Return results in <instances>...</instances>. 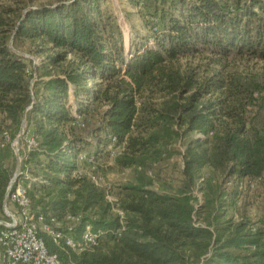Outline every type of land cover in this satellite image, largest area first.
Returning <instances> with one entry per match:
<instances>
[{
	"label": "trees",
	"instance_id": "1",
	"mask_svg": "<svg viewBox=\"0 0 264 264\" xmlns=\"http://www.w3.org/2000/svg\"><path fill=\"white\" fill-rule=\"evenodd\" d=\"M118 1L128 40L114 0H0V221L27 111L12 190L106 233L81 254L41 233L62 264H264V0Z\"/></svg>",
	"mask_w": 264,
	"mask_h": 264
},
{
	"label": "built area",
	"instance_id": "2",
	"mask_svg": "<svg viewBox=\"0 0 264 264\" xmlns=\"http://www.w3.org/2000/svg\"><path fill=\"white\" fill-rule=\"evenodd\" d=\"M28 143L30 146L35 144L33 139ZM13 147H16L15 144ZM81 160L88 164L94 162V158L87 155H83ZM83 173L91 177L96 185L104 183L102 177L93 175L91 171L79 172L80 175ZM109 201L118 200L109 197ZM4 213L8 220L0 221V226L5 228L0 233V264H62L57 255L49 253L41 233L53 236L56 243H63L77 254L94 250L106 236L104 231H94L89 224L79 236L77 228L81 215L67 216L65 225L55 219L51 220L53 225L46 224L43 216L36 215L27 188L22 185L10 190ZM117 213L124 218V212L117 210Z\"/></svg>",
	"mask_w": 264,
	"mask_h": 264
},
{
	"label": "rangeland",
	"instance_id": "3",
	"mask_svg": "<svg viewBox=\"0 0 264 264\" xmlns=\"http://www.w3.org/2000/svg\"><path fill=\"white\" fill-rule=\"evenodd\" d=\"M114 8H115V13L118 15V17L120 19V22L123 25L124 33H125L126 39L128 40V38H129V36L131 34V26H132V24L135 25V26L140 27L141 23L138 20H136V19L133 20V23L128 22L127 20H125L124 12L122 11V9L120 7V3H119L118 0H114ZM22 54L24 55V57H26L28 59H32L35 64H37L39 62L37 59H35L34 57L28 55L27 53H22ZM261 66H264V64L263 65L262 64L257 65V68H255V69H258ZM25 128H26V126H25ZM24 133H25V130H24ZM31 139H32V137H31V134L29 133L26 136V140L29 141ZM179 148L182 151L184 150V148L181 147V146ZM0 156L1 157L7 156V150L6 149H1L0 150ZM177 160H178V163L182 166L181 158L179 157V158H177ZM108 164H109V166H112L113 165V160H109ZM130 176H131V173L129 171H126V172L108 171V172L105 173V177L104 178H105L106 185L108 187H111V186L119 184V183H124ZM196 194L199 197L200 201H203L201 193L200 192H196ZM253 195L254 194H251V197H253ZM254 200H259L258 202L255 203L256 208L253 211V216H254V219L256 220L258 217H260L263 214L264 203L262 204L263 198H257L256 197V199H254ZM6 217L7 216L4 213V216H3L2 219L3 220H8V217L7 218Z\"/></svg>",
	"mask_w": 264,
	"mask_h": 264
},
{
	"label": "water",
	"instance_id": "4",
	"mask_svg": "<svg viewBox=\"0 0 264 264\" xmlns=\"http://www.w3.org/2000/svg\"><path fill=\"white\" fill-rule=\"evenodd\" d=\"M11 46H12V44H11ZM18 54H21V53H18ZM21 55H23V54H21ZM32 88H33V83H32ZM26 113H27V111L25 112V117H24V120H23V124H22L21 130H20V133L17 136L16 141L14 143L15 146H16V148H14V150H15L16 155L18 157V163H17V169H16L15 176L13 177V180H12V182L10 184V187H9L8 194H7L6 199H5V205H7V203H8L9 192L12 189L13 184L18 181V177H19V175L21 173L22 160H21L20 155H19V144H20V141H21V139H22V137L24 135V130H25V126H26Z\"/></svg>",
	"mask_w": 264,
	"mask_h": 264
},
{
	"label": "crops",
	"instance_id": "5",
	"mask_svg": "<svg viewBox=\"0 0 264 264\" xmlns=\"http://www.w3.org/2000/svg\"><path fill=\"white\" fill-rule=\"evenodd\" d=\"M32 137V136H31ZM10 158V155L9 154H7V159H9Z\"/></svg>",
	"mask_w": 264,
	"mask_h": 264
}]
</instances>
